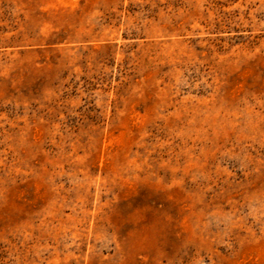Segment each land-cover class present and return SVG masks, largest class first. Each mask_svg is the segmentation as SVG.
<instances>
[{"label":"rangeland","instance_id":"rangeland-1","mask_svg":"<svg viewBox=\"0 0 264 264\" xmlns=\"http://www.w3.org/2000/svg\"><path fill=\"white\" fill-rule=\"evenodd\" d=\"M0 264H264V0H0Z\"/></svg>","mask_w":264,"mask_h":264}]
</instances>
